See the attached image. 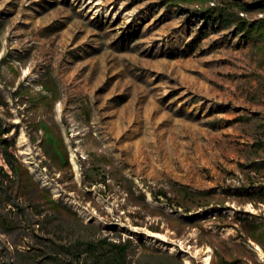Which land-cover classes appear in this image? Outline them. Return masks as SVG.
<instances>
[{
    "label": "rangeland",
    "instance_id": "374dc122",
    "mask_svg": "<svg viewBox=\"0 0 264 264\" xmlns=\"http://www.w3.org/2000/svg\"><path fill=\"white\" fill-rule=\"evenodd\" d=\"M0 264H264V0H0Z\"/></svg>",
    "mask_w": 264,
    "mask_h": 264
},
{
    "label": "trees",
    "instance_id": "16d2710c",
    "mask_svg": "<svg viewBox=\"0 0 264 264\" xmlns=\"http://www.w3.org/2000/svg\"><path fill=\"white\" fill-rule=\"evenodd\" d=\"M4 134L5 131L0 126V145L3 147L1 154L6 164L13 169L8 145L2 138ZM69 248L77 252L74 264H129L130 241L118 242L108 239L90 242L77 241Z\"/></svg>",
    "mask_w": 264,
    "mask_h": 264
},
{
    "label": "bare ground",
    "instance_id": "6f19581e",
    "mask_svg": "<svg viewBox=\"0 0 264 264\" xmlns=\"http://www.w3.org/2000/svg\"><path fill=\"white\" fill-rule=\"evenodd\" d=\"M205 264H209V258L205 260Z\"/></svg>",
    "mask_w": 264,
    "mask_h": 264
}]
</instances>
